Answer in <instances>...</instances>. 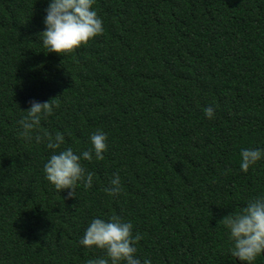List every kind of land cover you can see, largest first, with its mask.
<instances>
[{"label": "trees", "instance_id": "trees-1", "mask_svg": "<svg viewBox=\"0 0 264 264\" xmlns=\"http://www.w3.org/2000/svg\"><path fill=\"white\" fill-rule=\"evenodd\" d=\"M47 3L0 0V264H85L103 251L78 239L111 215L152 264H245L220 219L264 192V157L239 168L241 148H264V0H95L103 32L64 53L39 40ZM33 99L55 104L40 128L61 148L106 133L82 161L90 187L44 178L51 150L17 124Z\"/></svg>", "mask_w": 264, "mask_h": 264}, {"label": "clouds", "instance_id": "clouds-1", "mask_svg": "<svg viewBox=\"0 0 264 264\" xmlns=\"http://www.w3.org/2000/svg\"><path fill=\"white\" fill-rule=\"evenodd\" d=\"M95 0H48L42 17L44 29L38 34L46 52L64 53L79 47L89 39L103 32V21L93 7ZM50 100V99H49ZM49 100L30 101L29 107L17 121L19 135L26 140L43 143L49 152L43 163L44 178L57 190L68 189V196L74 195L78 183L90 187L93 173L86 171L82 161L99 160L107 148L106 133L97 130L89 135L91 147L74 151L72 147L61 148L64 135L54 134L40 128L44 117L50 115L55 104ZM205 117L214 114L212 106L203 108ZM239 168L247 171L264 157V148L243 147L239 150ZM106 191L116 195L121 191V179L114 172ZM227 230V254L245 264H253L264 252V192L247 199L239 210L220 219ZM140 233H133L131 221L117 215L92 217L77 243L84 247L94 246L103 255L87 259L85 264H152L149 257L141 259L136 255Z\"/></svg>", "mask_w": 264, "mask_h": 264}, {"label": "water", "instance_id": "water-1", "mask_svg": "<svg viewBox=\"0 0 264 264\" xmlns=\"http://www.w3.org/2000/svg\"><path fill=\"white\" fill-rule=\"evenodd\" d=\"M263 254H264V252H263Z\"/></svg>", "mask_w": 264, "mask_h": 264}]
</instances>
